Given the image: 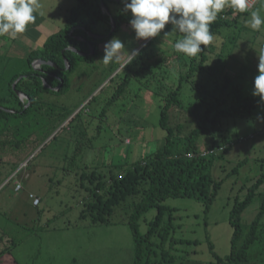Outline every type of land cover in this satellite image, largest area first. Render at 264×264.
<instances>
[{"label":"rangeland","instance_id":"obj_1","mask_svg":"<svg viewBox=\"0 0 264 264\" xmlns=\"http://www.w3.org/2000/svg\"><path fill=\"white\" fill-rule=\"evenodd\" d=\"M78 2L39 0L36 20L25 33L15 40L0 36V96L7 94L12 76L28 68L30 49L41 48L40 42H28L33 41V33L43 39L62 28ZM104 2L109 14L102 7L101 14H116L117 29L93 44L89 54L94 49L95 57L80 60L75 71L64 74L67 85L60 94L42 93L55 112L72 113L63 122L57 116L37 122L31 138L21 147L5 146L0 151V264H132L134 243L127 220L140 195L120 199L110 214H104L95 206L100 194L91 193V189L107 183L162 144L166 131L159 126L160 106L179 74L188 70L190 57L182 54L181 64H176L174 40L182 34L171 24L151 42L152 38L137 40L129 25L131 15L123 11V0ZM253 11L264 18V0L241 13L235 22L236 13H223L222 19L229 26L219 28L206 46L207 65L215 61L218 70L242 83L250 94L258 55L264 49V25L254 31L246 24ZM99 26L107 27L105 23ZM113 37L124 42L128 52L143 49L129 70L120 72L129 62L125 50L107 65L100 61L104 44ZM156 59L158 64L137 73L121 96L109 101L127 71H134L142 61ZM33 67L39 68L37 63ZM214 81H218L215 70L206 87L211 89ZM190 86L183 82L180 98L186 105L200 95L197 84ZM106 102L114 103L104 110ZM195 122L186 109L170 117L171 125L182 124V134L195 127ZM224 146L228 148L220 152ZM195 147L200 153L208 155L213 150L219 154L209 171L212 180H221L217 194L208 205L192 196L162 202L167 209L150 239V263L221 264L230 253V210L258 178L264 177V104L245 117L220 118L219 129L199 136ZM16 183L21 185L17 191ZM263 191L264 182L241 214L242 236L259 211ZM29 194L39 199L38 204L34 205ZM86 202H94L93 212L87 210ZM155 214L156 209H150L140 217V234L147 231ZM262 221L264 214L258 232ZM246 257L264 264V229L247 249Z\"/></svg>","mask_w":264,"mask_h":264},{"label":"trees","instance_id":"obj_2","mask_svg":"<svg viewBox=\"0 0 264 264\" xmlns=\"http://www.w3.org/2000/svg\"><path fill=\"white\" fill-rule=\"evenodd\" d=\"M104 1L79 0L77 6L71 10L65 25L47 36L41 48L31 50L26 55L28 68L15 73L9 81L7 94L0 96V151L5 146L14 149L21 147L31 138L33 127L37 122L40 123L46 118L51 119L55 116L63 122L72 113L70 110L55 112L51 103L42 97V93L45 91L50 94H60L67 85L64 74L75 71L80 60L95 57L96 50L93 49V52L89 54L93 44L111 36H107L111 32L109 18L114 21V31L117 29L116 14L106 15L109 14L108 10L106 14H101V7L106 6ZM223 13H236L234 22L241 14L229 7L220 12L210 26L213 35L218 32L219 28L229 26V23L222 19ZM103 23L107 25L106 29H101L100 26L97 28ZM166 29L167 25L162 32ZM152 40L153 38L149 42ZM177 40L175 39L174 42ZM201 48L203 51L196 57L190 58L188 70L179 74L177 84L169 87L163 98V104L160 106L159 126L166 131V136L162 144L150 154L132 163L127 169L122 170L117 176L110 178L107 183L96 184L91 189V193L100 194L101 199L95 206L98 205L104 214H110L113 206L120 199L128 195H140V199L133 203L127 220L134 243L132 264H159L156 260L150 263L149 249L150 239L162 220L164 210L167 209L162 205L165 199L192 196L203 199L208 205L215 198L221 180H212L209 171L212 161L219 154L213 150H210L208 155H201L197 152L195 142L198 137L219 129L222 117H245L251 114L257 106L263 105L258 103L259 97H253L244 90L242 83L233 80L223 70H218L215 61L212 65H207L209 58L206 55V46L202 45ZM142 52L143 49L131 63H126L120 72L128 69V66ZM181 57L182 54L178 53L176 64H181ZM36 60L44 63L39 65V68H34L33 63ZM158 61L159 59L151 62L142 61L137 69L127 71L109 101L121 96L132 77L158 64ZM214 70L218 81H214L211 89H208L206 81L208 76L213 75ZM16 78L19 79L12 87ZM43 81L48 87L43 86ZM183 82L194 87L197 84L200 93L196 101L189 102L188 105L180 98ZM60 83L62 86L55 91L54 89ZM17 92L24 94L27 99L20 101ZM113 103L106 102L104 110ZM184 109L189 110L196 120L195 127L186 134L181 133L183 128L181 123L170 124L171 115L180 114ZM227 148L228 146H224L219 150L224 152ZM11 170L13 171L14 168ZM262 182H264V177L261 176L248 188L243 200L234 202L228 218L233 228L230 253L221 264H258V261L246 257V251L264 229V221H262V229L258 232V226L264 214V191L260 194L259 211L243 236L240 217L252 202L255 191ZM210 189L211 192H208ZM88 203L86 202L87 210L93 212L94 202L93 204ZM150 209H156V214L147 231L140 234L138 221ZM167 233L168 230L164 232L165 237Z\"/></svg>","mask_w":264,"mask_h":264},{"label":"clouds","instance_id":"obj_3","mask_svg":"<svg viewBox=\"0 0 264 264\" xmlns=\"http://www.w3.org/2000/svg\"><path fill=\"white\" fill-rule=\"evenodd\" d=\"M123 11L129 12V25L137 40L146 41L160 35L167 24L182 34L174 44V50L187 57H196L203 51L201 46L213 42L210 26L217 15L229 7L236 12H247L248 0H123ZM41 7L39 0H0V36L15 40L19 34L26 32L28 26L35 22V13ZM247 26L258 31L264 25V18L257 11L251 12ZM104 55L100 61L105 65L117 59L125 44L113 37L104 46ZM126 51V50H125ZM131 63L138 55L136 49L126 51ZM252 96L259 97L264 104V49L258 55L257 75L252 85Z\"/></svg>","mask_w":264,"mask_h":264},{"label":"water","instance_id":"obj_4","mask_svg":"<svg viewBox=\"0 0 264 264\" xmlns=\"http://www.w3.org/2000/svg\"><path fill=\"white\" fill-rule=\"evenodd\" d=\"M101 6H102V4H101ZM102 8L104 9V11L107 13V10L102 6ZM110 23H111V32L107 35V36H109L113 31H114V21L110 18ZM74 51V50H73ZM79 55H84V54H82V53H78ZM38 65H41V64H43L44 62H42V61H39V60H36L35 61ZM47 64H49V63H47ZM20 78V77H19ZM19 78H17V80L19 79ZM16 80V81H17ZM16 81L14 82V84L16 83ZM14 84L12 85V87H14ZM43 85L44 86H46V87H48L47 85H46V83H45V81H43ZM58 88L59 87H57V88H55L54 90L56 91V90H58ZM17 94V96L19 97V99H20V101H23L24 99H27L26 98V96L24 95V94H22V93H19V92H17L16 93Z\"/></svg>","mask_w":264,"mask_h":264},{"label":"built area","instance_id":"obj_5","mask_svg":"<svg viewBox=\"0 0 264 264\" xmlns=\"http://www.w3.org/2000/svg\"><path fill=\"white\" fill-rule=\"evenodd\" d=\"M258 1H259V0H248V2H249V7H248V10H247V11L251 10V9L257 4ZM33 64H36V62H34ZM37 65H38V64H37ZM38 67H39V65H38ZM205 154H207V153H206V152L201 153V155H205ZM14 189H15L16 191L19 190V189H21V185H20L19 183H16ZM29 198H31V199L34 201V205L38 204L39 199H38L37 197H35V196H33L32 194H30V195H29Z\"/></svg>","mask_w":264,"mask_h":264},{"label":"crops","instance_id":"obj_6","mask_svg":"<svg viewBox=\"0 0 264 264\" xmlns=\"http://www.w3.org/2000/svg\"><path fill=\"white\" fill-rule=\"evenodd\" d=\"M27 33H28V32H27ZM32 33H33V32H32ZM33 35H34V37H32ZM33 35L31 36V37L33 38V41L30 40V41H28V42H30V44H34V43H38V42H40L41 47H42V45H43V43H44V41H45L46 38L40 39V36L37 35V34L35 35V33H33ZM49 35H50V34H49ZM49 35H48V36H49ZM29 37H30V36H29ZM29 37H27V38L29 39ZM28 39H27V40H28ZM31 50H34V49H30V51H31ZM18 72H19V71H18Z\"/></svg>","mask_w":264,"mask_h":264}]
</instances>
